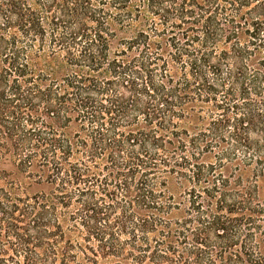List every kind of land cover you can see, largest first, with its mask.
I'll list each match as a JSON object with an SVG mask.
<instances>
[{"label": "trees", "instance_id": "16d2710c", "mask_svg": "<svg viewBox=\"0 0 264 264\" xmlns=\"http://www.w3.org/2000/svg\"><path fill=\"white\" fill-rule=\"evenodd\" d=\"M0 264H264V0H0Z\"/></svg>", "mask_w": 264, "mask_h": 264}]
</instances>
